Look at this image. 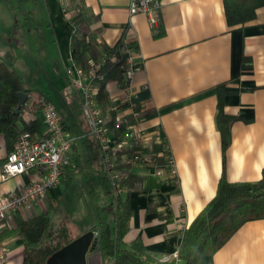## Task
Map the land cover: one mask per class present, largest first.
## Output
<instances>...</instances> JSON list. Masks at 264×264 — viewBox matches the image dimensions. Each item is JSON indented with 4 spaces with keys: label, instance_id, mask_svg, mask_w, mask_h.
<instances>
[{
    "label": "crops",
    "instance_id": "crops-1",
    "mask_svg": "<svg viewBox=\"0 0 264 264\" xmlns=\"http://www.w3.org/2000/svg\"><path fill=\"white\" fill-rule=\"evenodd\" d=\"M42 1L46 20L42 26L34 22L31 10L23 13L16 5L10 10L3 8L0 16L10 37L0 36V56L11 61L22 76L20 65L29 59L25 52L35 56L40 50V57L34 59L36 67L47 71L44 78L64 92L67 118L56 108L75 138L65 169H75L81 163L78 183L83 191L67 201L65 209L71 206L69 212L75 213L79 231L90 226L95 218V174L99 168L92 159L88 128L77 111L79 92L65 72L77 55L71 47L72 34L85 36L80 50L92 48L88 55L95 61L123 40L122 44L131 45L136 60L131 87L133 101L141 110L140 125L151 142L163 145L165 160L162 168L138 160L125 167L137 181L129 190L133 215L124 240L130 243L140 238L159 257L179 249L184 230L216 196L223 175L230 182H256L263 176L264 5L256 10L254 19L229 25L225 0H161L153 28L146 14L130 13L132 0H74L73 11L81 15L76 24L67 16L63 0ZM39 29H45V38ZM245 57L250 58L248 64ZM23 86L48 92L55 105L52 91L28 87L24 81ZM106 90L109 99L99 105L111 118L110 108L121 100L123 89L118 81H110ZM221 102L226 114L238 117L232 122L226 147L218 124ZM24 117L31 119L27 112ZM38 117L43 124L42 110ZM146 149V158L156 154ZM8 152L5 138L0 136V164ZM129 155L123 154V162H129ZM40 178L37 169L15 175L0 183V194ZM60 186L61 182L35 202L31 215L19 211L5 221L1 238L8 248L9 264H24L17 218L44 212L46 198L64 195ZM85 191L91 202L83 200ZM122 191L126 194L125 187ZM199 264H264V219L247 221Z\"/></svg>",
    "mask_w": 264,
    "mask_h": 264
},
{
    "label": "trees",
    "instance_id": "trees-1",
    "mask_svg": "<svg viewBox=\"0 0 264 264\" xmlns=\"http://www.w3.org/2000/svg\"><path fill=\"white\" fill-rule=\"evenodd\" d=\"M63 2L65 11L71 13L70 20L76 24L80 20V13L75 15L73 2L71 4L65 0ZM263 5L264 0H225L229 25L243 24L254 19L256 10ZM86 40L85 36L73 32L71 47L77 52L75 62L84 68H89L96 58L88 55L92 52V48L80 50ZM122 42L123 40L108 49V53L118 51ZM243 61L248 64L250 58L245 57ZM121 65V61H113L111 58L104 63L103 79L97 81L96 100L99 104L104 105L109 99L106 86L110 81H118L121 85H125L126 79ZM21 91L28 94V100L21 106L20 112L16 113L19 106L18 93ZM223 91L228 90L223 89ZM224 92L221 91V96ZM48 103H53L48 92L24 88L18 69L11 61L0 56V136H4L8 151L14 149L21 133L42 135L46 132L38 116ZM77 111L81 115L82 111L80 109ZM26 112L31 115L30 120L24 117ZM111 115L108 124L113 128L115 111H111ZM237 118L226 114L222 102L220 103L218 124L224 136L225 147L230 141L232 122ZM84 124L88 128L86 120ZM87 136L91 141L92 159L99 163L95 174L96 204L93 207L94 211L92 210L94 221L86 230L79 231L78 223L74 220L75 213L72 210L69 212L71 206L68 205L69 207L65 209L67 201L71 202L83 193L78 183L82 173L81 163L78 162L75 169L69 171L63 169L60 182L67 188L64 195L46 198L47 208L40 214L28 218L19 215L17 218L19 232L24 242V264H46L51 254L90 230L95 231L99 239L97 248L102 252L103 264H199L201 258L213 254L223 246L247 221L264 219V169L262 178L256 182H230L223 175L216 196L184 230L179 246V259L163 261L153 250L144 245L142 239L138 238L130 243L124 240L133 215L129 190L137 181V176L129 173V169L125 167H129L132 161L137 159L140 154L138 149L111 152L116 155V168L120 174L119 185L121 188H126L124 194L122 190L117 192L113 187L104 165L105 152L101 145L89 133ZM151 145L148 149L141 148L142 153L138 162L151 163L158 168L164 167L165 160L161 154L163 145L153 142ZM145 149L154 150L156 154L146 158L143 155ZM124 153H130L129 162H123ZM83 200L92 201L87 191Z\"/></svg>",
    "mask_w": 264,
    "mask_h": 264
},
{
    "label": "built area",
    "instance_id": "built-area-1",
    "mask_svg": "<svg viewBox=\"0 0 264 264\" xmlns=\"http://www.w3.org/2000/svg\"><path fill=\"white\" fill-rule=\"evenodd\" d=\"M161 5V0H132L130 13L132 15L146 14L151 27L155 28L157 11ZM67 16L70 18L71 13L68 12ZM132 51L131 45L124 42L118 51L107 52L101 60L94 61L89 68L78 65L75 60H70L65 70L67 77L79 92L89 134L105 152L104 165L117 192L122 190L119 185L120 174L116 168V155L111 152L138 149L141 154V148L152 144L140 125L141 110L133 101L131 81L136 60ZM108 58L122 62L121 68L126 79L125 85L120 84L123 89L121 100L110 108V111L116 113L113 128L108 124L110 118L105 115L96 100L97 81L103 79L102 68ZM42 120L46 132L42 135L21 133L14 149L6 154L4 161L0 164V183L32 169H37L41 173L38 181L24 184L9 194H0V264H9L8 248L1 238L5 221L19 211H25L31 215L33 204L43 200L51 189L59 185L63 169L70 164L69 152L75 138L64 126L63 118L53 103L43 107ZM140 154L135 160L140 159ZM169 161L172 165V158ZM172 172L176 174L175 168H172ZM157 173L161 174V171ZM179 256V249L176 248L164 253L160 259L167 261L176 258L178 260Z\"/></svg>",
    "mask_w": 264,
    "mask_h": 264
},
{
    "label": "rangeland",
    "instance_id": "rangeland-1",
    "mask_svg": "<svg viewBox=\"0 0 264 264\" xmlns=\"http://www.w3.org/2000/svg\"><path fill=\"white\" fill-rule=\"evenodd\" d=\"M65 1H67L70 4L73 2L72 0H65ZM14 5L18 6L23 13L27 10L28 11L31 10L33 12V20H35L34 22L37 23L39 26H42L46 23L45 12H43L42 10V7H43L42 0H0V14L4 12L3 8H7L10 10L12 9ZM6 13L7 15L9 14L8 11H6ZM4 25H5V19L2 16H0V36L5 35L6 38L7 37L9 38L10 36L8 35L7 30L5 31ZM39 30L40 32H42L39 34L41 36L43 34V37L45 38L46 37L45 29L44 30L39 29ZM25 54H27L29 59L25 60V62H22V65H20L24 84L28 87L33 88L35 86H40V88L52 91V99L55 102V106H57V108L60 110V113H62L66 117L67 110L64 104V99H63L64 92L58 91L56 90L55 87L50 85L49 84L50 82L48 81V79L44 78V74L48 75V72L43 71L42 69H39L38 67H36V63L34 62V59H36V56L40 57L41 55L40 50L37 51V54L35 56H33L32 53L25 52ZM61 80H63V78H61ZM78 101H79L80 110L82 111L81 100H78ZM81 116L85 120L83 111L81 112ZM60 188L64 192L67 190L65 184H61Z\"/></svg>",
    "mask_w": 264,
    "mask_h": 264
},
{
    "label": "water",
    "instance_id": "water-1",
    "mask_svg": "<svg viewBox=\"0 0 264 264\" xmlns=\"http://www.w3.org/2000/svg\"><path fill=\"white\" fill-rule=\"evenodd\" d=\"M18 96L19 106L16 113L20 112L21 106L28 100L25 91L19 92ZM98 242L95 231H87L51 254L46 264H103L102 252L96 250Z\"/></svg>",
    "mask_w": 264,
    "mask_h": 264
}]
</instances>
